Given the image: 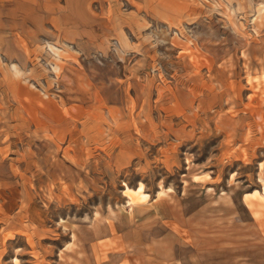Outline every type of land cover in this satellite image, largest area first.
<instances>
[{
    "label": "rangeland",
    "instance_id": "374dc122",
    "mask_svg": "<svg viewBox=\"0 0 264 264\" xmlns=\"http://www.w3.org/2000/svg\"><path fill=\"white\" fill-rule=\"evenodd\" d=\"M231 2L0 0V264H264V203L245 199L264 172L245 78L264 68V0Z\"/></svg>",
    "mask_w": 264,
    "mask_h": 264
},
{
    "label": "bare ground",
    "instance_id": "6f19581e",
    "mask_svg": "<svg viewBox=\"0 0 264 264\" xmlns=\"http://www.w3.org/2000/svg\"><path fill=\"white\" fill-rule=\"evenodd\" d=\"M213 1H214L215 6L223 7L224 10L227 11L228 14H230V15H232V14L236 15L238 13V11L242 9V7L240 6L239 3L237 4V7L232 6L231 0H221V1L220 0H213ZM257 12H258V16H260L262 19H264V4H261V6L258 7ZM174 24H175L176 30L178 31L175 34L178 35V37L180 39L186 40L185 44L182 45L181 52L185 53L188 56L189 60L193 59L195 61V59L198 57L196 54V51H193V50H196V47H197L196 44L191 39L187 38L185 32L183 31L184 28L179 26V23H174ZM191 44H193L194 46ZM42 48L45 50L47 49L49 52L54 54L57 57L58 62L61 61V52L63 51V49L61 47H59V45H57L56 43L48 42L46 45L42 46ZM242 56L243 57L247 56V53L242 52ZM58 62L53 63V69L56 73H60V69L62 67L60 65V63H58ZM12 67L15 69V72L17 75L20 74V70H18V68L15 64H13ZM245 72H246L245 78H247V82L256 89L261 90V88H263L261 90V93L264 96V68H261L257 72V71L252 70L249 64L245 63ZM22 92L24 95L29 97L32 102L43 105L47 108H50V110H52L51 112H53L54 116L56 117L57 122L60 121L61 117H59V115L57 114V108L55 106L56 105L55 103H53L50 100L45 101L42 98V96H40L35 91L29 90V89H23ZM250 96H252V95H250ZM31 120H33V122L36 124V126H40V127L45 126L44 122L39 118H35V119L32 118ZM195 177H196V179L201 178L200 176H195ZM259 179L262 183L261 190L260 191L255 190L253 192H249V194L246 195L245 199H248L249 196H252L253 198H256V199H258L264 203V172L263 171L259 174ZM162 194H167V191L163 187L158 192L157 197L159 198ZM124 195L127 198L128 205L131 207L132 211L134 210L135 207H140V206L146 205L150 200V196L147 192H145V186L142 182H140L134 188L126 185ZM18 262H19L18 259H15V264H18Z\"/></svg>",
    "mask_w": 264,
    "mask_h": 264
}]
</instances>
